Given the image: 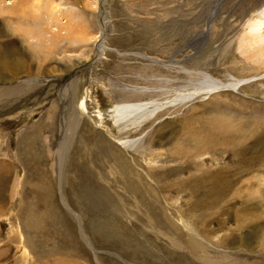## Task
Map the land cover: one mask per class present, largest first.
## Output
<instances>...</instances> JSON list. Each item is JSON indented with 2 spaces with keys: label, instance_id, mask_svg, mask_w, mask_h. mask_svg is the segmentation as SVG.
Returning <instances> with one entry per match:
<instances>
[{
  "label": "rangeland",
  "instance_id": "374dc122",
  "mask_svg": "<svg viewBox=\"0 0 264 264\" xmlns=\"http://www.w3.org/2000/svg\"><path fill=\"white\" fill-rule=\"evenodd\" d=\"M15 1L0 0V90L28 82L39 93L21 103L14 92L0 98V264H264V165L248 171L239 155L264 139V56L244 53L264 39L245 44L246 18L229 10L238 0L224 8L220 0ZM203 74L220 83L214 93L162 109L139 130L113 123L115 104L194 91ZM75 79L88 94L79 118L60 94ZM236 80L241 86H229ZM195 135L212 142L204 156L193 150ZM136 136L126 156L139 154L154 170V186H176L164 196L187 214L204 247L195 249L161 212L163 222L157 215L144 225L151 206L137 205L121 174L102 162L107 143ZM188 182L201 186L181 185ZM245 199L253 212L240 232L237 203Z\"/></svg>",
  "mask_w": 264,
  "mask_h": 264
},
{
  "label": "bare ground",
  "instance_id": "6f19581e",
  "mask_svg": "<svg viewBox=\"0 0 264 264\" xmlns=\"http://www.w3.org/2000/svg\"><path fill=\"white\" fill-rule=\"evenodd\" d=\"M21 1H25V0H21ZM27 1H29V0H27ZM234 1H236V0H234ZM14 2L16 5V3L19 1L14 0ZM226 3H227L226 0H220V8H224ZM231 9H232V11H234L235 14H236V12H239L238 14H241V16L246 18L245 23L248 25L250 30L247 33H245L244 42L246 45L249 46V48H250V45L252 43H256V42L262 41V39H264V31H262V33H260V30L264 29V0H238L237 2H235L233 7L229 8V10H231ZM230 14H231V12H230ZM101 18H103V20H101V22H104V20H105V22H108V17H106V15H105V17L102 16ZM82 28H84V27H82ZM103 29H104V27H103ZM101 36H102L101 41L97 44L98 55H99L100 51H101V53H103L106 49L105 45L103 44L104 40L106 39V37H105L106 32L104 30L101 31ZM91 40H92L91 37L84 39L85 43H89ZM251 46H255V44H252ZM242 47H243V45H242ZM48 50H50L51 52H49L46 55H44L43 57H41V59H48L49 56L51 55V53L54 52V50L51 47H49ZM248 52H250L248 55V58H250V55H251V57L261 58L262 56H264V43H262V45L258 44V46H256L252 50L248 49V50L244 51L245 54H248ZM184 68L185 67H183V69ZM62 72H64V71L62 70ZM201 77H202L201 79H203V80L200 82V85L195 86L194 91L187 89L186 86H182L176 90V93L174 95H172L173 97L168 98V99H155V98H153V99H148V100H140V101L138 100L135 102L117 103L113 107H111L110 111H112L113 114L110 117H112V121L116 126L120 125V128H122L121 130H127V129L128 130H134V129L139 130L141 128V126L144 124V122H148V121L154 119L155 116L157 117V115L162 112L161 111L162 109H168L169 107L178 106V105L187 103L188 101L195 99V97H197V96L200 97L199 94H203L205 92L211 93L220 87L219 86L220 83L211 79L208 75L203 74ZM77 79H79V78H77ZM204 80H206L205 83L207 84V86H203ZM71 82H69L67 84V86L65 84L64 86H62V88H60V94H61V97L64 100V102L66 100L67 104L74 108V110L77 112V115L79 118V116H81L82 114H84L88 110V107H87L88 94H87L86 89H82V88H84V85H80L82 82L78 83V81L76 82V79L72 85L70 84ZM24 83H26V84L19 83L16 86H14L13 90H11V92L6 91V90H0V98L1 99L5 98L6 96L10 95V93L14 92L15 102L18 103V101H19V103H21L23 100L25 101L26 98H28L27 100H29V97H31V94H30L31 92H36V94L39 93V91L35 87L37 85L31 86V83L30 84L28 82H24ZM242 83H243V80H236V81H234V83H231L229 86L236 88V87L241 86ZM25 95H27V97ZM14 105H16V103ZM3 110H5V113L2 112L3 114H8V113L13 111V108L11 111H9L6 108H4ZM99 115H100L102 120H105V116H103V115H105V113L99 111ZM74 126H75V121H74V119H72L71 127L74 128ZM68 131H69L68 129H64V132H65L64 136L65 137L67 136ZM1 132L2 131L0 128V135H1ZM138 136H140V135H138ZM195 137L197 138L196 143H195V141H191V142H193L194 143L193 145H195L197 148H195L193 150L195 151L196 154H198V156L206 155V153L208 152V149H210L212 147V142L205 135L204 136H198V137L195 135ZM137 142H138V138L136 136L135 138H120L119 139L120 146L118 145V143L117 144H114L113 142L107 143V145H106L107 153L105 154L102 162L104 164L106 163L107 166L109 168H111V171H110L111 173H115V174L120 173L121 174V175H119V176H121L120 179H123L127 184L126 188H125L127 191V194L129 193L130 195H132V194L134 195V197L136 199L135 201L137 202V205H139L140 207H144L145 203L147 202L148 206H151V207H148L147 209H145L146 212L148 213V215H147L148 216V218H147L148 223H146L144 220L143 221L144 225L147 224L149 226L150 221L153 220L155 216H157V215L159 216L158 212H161L163 214V216H165L168 220L175 222L176 225H174V227L175 228L178 227L182 231V235L184 236V238L195 249H196L197 245L204 247L199 231L193 225L192 221L188 218L187 214L181 213L179 211L180 209L177 210L178 209L176 206L177 202L176 201L174 202L173 200H171L170 199L171 197H165L164 196L165 193H167L168 191L173 192L174 189H176L175 188L176 186L175 187L172 186V188H169V190H166L162 186H159V187L154 186L153 182L148 181L151 178L150 176H154V174H153L154 170L152 171V169L149 168L148 166H146V167L144 166L141 159L138 158L139 154L138 155L136 154L137 156H134L132 159H130L126 156V154H125L126 149H128V150L133 149L136 146ZM232 142H235V141H232ZM258 142H260L261 144H258ZM225 143H226V141H225ZM252 145L254 147L252 150H254V151H252L250 155H246V154L243 155V151H242L243 149H241L242 152L239 153V155L242 156L241 160H242L243 164L245 166H251L249 169H246L248 171H250L253 167L264 165V139L258 140V138H257L252 143ZM66 146H67V144L65 143V145L63 147H61L62 152L64 151ZM27 147H29V146H27ZM27 149H32V147L30 146ZM248 149H249V147H248ZM204 150H206L207 152H204ZM182 151H184V150L178 149L177 153H178V155H182L181 158L182 157L184 158L188 155V152H186V151L182 152ZM63 154L64 153H61V155H63ZM174 154H176V152ZM186 158H188V159L191 158V154ZM128 159H130V161H128ZM81 163L83 164V162H81ZM195 167L196 166H194V168ZM9 169H10V167H9ZM4 171L9 172V170H6L3 168V172ZM91 171L93 172V170L88 171L89 175H91ZM146 176H147V179H145ZM191 182L184 183V185L183 184H181V185L185 188L190 187V189L193 190L197 184H196V182L195 183L194 182L191 183ZM155 185H156V183H155ZM197 186L200 187L201 185H197ZM13 189H15V186ZM190 189L189 190L184 189L183 191H189V193H190L191 192ZM179 191H181V190H179ZM250 201H251L250 199H245V200H242L243 204H242V202L237 203V204H239L238 206H240V207L238 208V210H236V211H238L237 215L239 216V219L237 218L238 221L236 222V225H237L236 231L241 232L242 229H244L246 226H248V222H247L246 218L248 216L250 217L251 212H253L252 211L253 203ZM115 209L119 213L124 214L126 212V209L123 208L121 210V207L118 204H117ZM124 209H125V211H124ZM172 210L174 212H172ZM189 212H190V209H189ZM128 214L133 215V212H131L129 210ZM128 214H126L125 216H128ZM242 216H243V218H241ZM255 216L256 215H254V216L252 215L251 218H255ZM112 217H113V215H112ZM159 221L163 222V219L160 216H159ZM255 224H256V222H255ZM140 231H138V232H140ZM158 231L162 232L166 235V234H169L168 232H170L171 230L159 227ZM172 235H173V230L170 233V237L172 238V245L177 244L176 243L177 241L172 237ZM135 236H137V234H135ZM127 243L128 244H125V243H122V244L126 247H129L130 241H128ZM139 246L140 245H138L137 249L139 248ZM120 247H121V245H120ZM172 255H173L172 252L169 253V259H171Z\"/></svg>",
  "mask_w": 264,
  "mask_h": 264
}]
</instances>
